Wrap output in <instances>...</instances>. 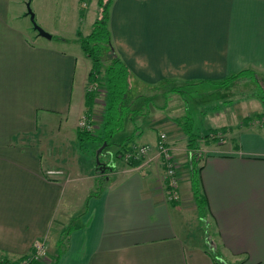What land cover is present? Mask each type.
Here are the masks:
<instances>
[{
	"label": "crops",
	"instance_id": "1",
	"mask_svg": "<svg viewBox=\"0 0 264 264\" xmlns=\"http://www.w3.org/2000/svg\"><path fill=\"white\" fill-rule=\"evenodd\" d=\"M26 3L0 0V256L30 254L47 239L50 259L41 264H217L190 238V174L185 193L178 187L171 200L154 151L124 170L110 155L113 179L89 196L62 252L59 239L51 246L66 186L47 172L71 168L55 151L80 146L92 62L77 43L81 1L69 12L65 2L31 0L51 39L34 32ZM109 28L116 53L146 85L264 74V0H113ZM244 125L233 146L203 156L201 185L229 263L264 264V136L250 120Z\"/></svg>",
	"mask_w": 264,
	"mask_h": 264
},
{
	"label": "rangeland",
	"instance_id": "2",
	"mask_svg": "<svg viewBox=\"0 0 264 264\" xmlns=\"http://www.w3.org/2000/svg\"><path fill=\"white\" fill-rule=\"evenodd\" d=\"M80 1L81 4L85 5L83 15L84 21L80 30L82 33L87 34L91 31L92 23L98 15L99 9L97 3L99 0H54L60 8H62L63 2H65L69 12L71 11L72 2L74 8L78 11ZM29 9L34 14L31 0H27L26 3V12L30 17ZM30 22L33 27L31 20ZM34 32L36 34L38 33L36 30H34ZM64 32H68L69 36H73L71 32L74 31ZM87 63L91 65L90 60H87ZM78 76L79 72L77 78ZM77 83H79V80ZM134 83L136 84V95L139 96L134 104V108L139 109L138 111H141V113L137 115L135 122L131 118H128L125 122L124 129L114 135L113 141L114 143H119L124 138L132 136L137 126L138 131L132 140L134 144L130 146V148L132 147L134 150H137L142 146L150 145L145 143L154 142L157 135L159 137L161 133H164L167 137L172 156L174 176L182 194L185 193L190 183L188 181L190 171L187 167L188 139L177 123L173 121L174 118L189 114L193 119L195 132L202 136L200 137L198 148L195 152L199 156L198 159L201 156L203 158L207 152L213 151L219 146H223L222 149H229L233 146L235 133H237L240 128H245L246 125H244V123L247 120H250V124H252V131L264 136V115L259 116L258 114L264 113V74L257 71L256 79L239 78L227 87L203 82L187 83L169 80L156 86L146 85L136 80ZM101 98L102 101L97 102L93 111L95 116L94 123L101 120L104 111L103 95ZM75 120L76 118L72 124L76 122ZM91 124L94 129V124ZM223 127H226V130H222ZM214 129H217V132H211ZM209 131L211 133L207 134L208 136L205 137V133ZM214 136L216 141L213 140ZM79 150L80 154L78 152ZM117 150L118 147L115 145L108 146L107 148L105 147L100 153V159L103 163L108 165L110 155H114L118 164L117 167L122 170H124L122 165H124V163L128 164L131 158L136 160L140 158L145 159L150 156L153 151L156 153L151 157L154 162L155 160L161 162L164 159L159 155L156 144L153 147L151 145L145 153L137 158L128 157L130 153L128 151L126 155L124 154L123 157H119L116 155ZM53 151H55L54 148ZM55 152L61 155V158H67L71 163V168L61 165L56 170H51L56 171L55 173L50 171L47 172L48 175L61 178L66 186L60 203L58 217L53 224L56 230L54 233L56 236L54 235V240H51L52 247L55 246V240L62 239V241H64L65 236L68 235L67 233H69L73 227L80 224L82 215L85 213V204L89 196L95 194L98 187H104L107 178L113 179L110 172L102 177L96 172L94 167L96 163V150L95 144L92 142L84 143L83 147H77V145H75L73 151L70 150V147L64 146L62 153L59 151ZM202 158L198 160V167L201 165ZM162 164L164 168L163 183H166L169 171L167 169L168 165L164 160ZM102 178L103 181L100 180ZM181 179L182 182H180ZM165 188L168 192L166 185ZM193 200L189 201L187 204L188 206L192 205L188 208V211L190 210L188 216L192 218V223H190V230L192 231V233H190V238L193 243L202 244L205 248H208V250L219 252L222 255L221 262H225V264H242L240 260H236L235 263H229L227 259L229 255L222 252L218 232L212 218L207 215L206 220H200L198 217L197 205ZM39 243L44 245V255L38 253L35 247L33 252L24 256H0V258L18 261L20 264H34L40 261L45 263L50 259V240H42ZM24 257L25 259H23Z\"/></svg>",
	"mask_w": 264,
	"mask_h": 264
},
{
	"label": "trees",
	"instance_id": "3",
	"mask_svg": "<svg viewBox=\"0 0 264 264\" xmlns=\"http://www.w3.org/2000/svg\"><path fill=\"white\" fill-rule=\"evenodd\" d=\"M112 2L113 0H99L97 3L99 15L94 20L90 33L84 35L81 30L77 32V43H79L84 54H86V56L92 62V68L88 75V86L86 91V117L91 123L94 124L95 127L91 131H85L78 127L77 138L78 143L82 147L86 142L94 143L96 154L97 149L105 143L106 148L108 146L115 145L118 147L116 155L123 157L124 154L126 155L128 152L133 150V148H130V146L134 144L132 140L138 131V127L136 126L132 136L124 138L119 143H114L113 137L116 133L124 129L125 122L128 118H131L135 122L137 115L140 114L141 111H138L139 109L134 108V104L139 98V96L136 95V84L134 81H138V79L133 75L130 68L123 61V59L116 53L113 46L112 35L109 28L110 8ZM83 15L84 10H82L81 13V16ZM243 77L256 79V72L251 69H244L238 73L230 74L220 81H215L214 84L221 87H227L232 82ZM102 95L104 100V111L101 120L97 123H94L95 116L93 111L97 102L102 101ZM263 115L264 113L259 116ZM173 121L177 123L183 133L187 136V164L190 171L189 174L193 198L197 205L199 219L206 220L207 215H209V205L201 185L200 173L202 167L201 165L198 167V160H200L202 156L198 159L199 156L197 153H195L196 149L198 148L200 137L202 136L195 132L194 121L189 114L176 117L173 119ZM222 130H226V127H223ZM211 132H217V129H214ZM211 132H206L205 137H207V134ZM213 140L216 141L215 136ZM100 158L101 154L99 156V160L102 162ZM143 160V158L138 160L131 158L128 164L131 167H138L142 164ZM94 167L96 172L99 173L101 177L106 175L110 170L108 165H106L105 171L100 170L96 163ZM100 180L103 181V178ZM102 190L103 187H98L96 194L100 193ZM71 231L72 229L70 232ZM69 233H67L68 235L66 234L67 236H65L64 241H62V239L58 241V254L62 252V248L64 243L67 241ZM208 251L217 264H225V262H221L222 255L219 252L212 251L210 249ZM23 259H25V257ZM41 263L43 262L40 261L34 264ZM0 264L20 263L18 261H10L9 259L0 258Z\"/></svg>",
	"mask_w": 264,
	"mask_h": 264
},
{
	"label": "built area",
	"instance_id": "4",
	"mask_svg": "<svg viewBox=\"0 0 264 264\" xmlns=\"http://www.w3.org/2000/svg\"><path fill=\"white\" fill-rule=\"evenodd\" d=\"M78 127L82 130H86V131H90L93 129V125L90 123V121L87 119L86 116L82 117L81 120H79L78 122ZM151 147V145H146V146H142L140 149H135L133 148L132 151H130L128 157H138L140 155H142L143 153H145L149 148ZM156 149L159 153V155L161 157H163L165 163L168 165V175H167V182H166V186L168 189V193H169V197L171 200H175L178 199V193L176 191L178 185H177V181L176 178L174 176V170L172 167V156L170 153V148L168 146V142H167V137L164 133H161L158 137V141L156 143ZM50 172H56V171H50ZM36 248H37V252L40 254H45V250H44V245H42L41 243H37L36 244Z\"/></svg>",
	"mask_w": 264,
	"mask_h": 264
},
{
	"label": "water",
	"instance_id": "5",
	"mask_svg": "<svg viewBox=\"0 0 264 264\" xmlns=\"http://www.w3.org/2000/svg\"><path fill=\"white\" fill-rule=\"evenodd\" d=\"M29 15L31 18V21L33 23V27L34 29L38 32V34L42 37L51 39L52 35L50 33H48L47 31H45L42 27H40L37 22L35 21V15L32 13V11L29 9ZM106 147V143L103 144L98 150H97V154H96V164L99 166L100 170L105 171L106 169V165L104 163H102L99 160V156L100 153L102 152V150Z\"/></svg>",
	"mask_w": 264,
	"mask_h": 264
}]
</instances>
